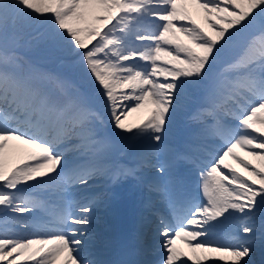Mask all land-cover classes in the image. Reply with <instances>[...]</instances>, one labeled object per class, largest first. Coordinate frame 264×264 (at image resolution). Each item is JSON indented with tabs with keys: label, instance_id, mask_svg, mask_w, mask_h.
I'll use <instances>...</instances> for the list:
<instances>
[{
	"label": "snow or ice",
	"instance_id": "1",
	"mask_svg": "<svg viewBox=\"0 0 264 264\" xmlns=\"http://www.w3.org/2000/svg\"><path fill=\"white\" fill-rule=\"evenodd\" d=\"M0 264H264V0H0Z\"/></svg>",
	"mask_w": 264,
	"mask_h": 264
},
{
	"label": "rangeland",
	"instance_id": "2",
	"mask_svg": "<svg viewBox=\"0 0 264 264\" xmlns=\"http://www.w3.org/2000/svg\"><path fill=\"white\" fill-rule=\"evenodd\" d=\"M196 21H197V23L201 24L203 27H205V28L207 29V25L204 23L203 14H202V18H201V17H197V20H196ZM132 115H133V114H132ZM140 119H142V116H141V118H137V119L133 118L132 116L129 117V121L132 122V123H135V122H137V121L140 120ZM18 162H19L18 159L12 161L13 164L18 163ZM233 163H234V166H235V167H239V165H236L235 162H233ZM253 163H254V164H258L259 162H258V161H254ZM148 175H149V176H148ZM147 177L150 178V174L146 173V174H145V178H147ZM148 178H147V179H148ZM257 259H259V257H257Z\"/></svg>",
	"mask_w": 264,
	"mask_h": 264
},
{
	"label": "bare ground",
	"instance_id": "3",
	"mask_svg": "<svg viewBox=\"0 0 264 264\" xmlns=\"http://www.w3.org/2000/svg\"><path fill=\"white\" fill-rule=\"evenodd\" d=\"M191 10V9H190ZM195 17L197 18V17H201L202 18V13H200L199 15H194V19H195ZM132 117L133 118H135V119H137V118H141V114H136V113H134L133 115H132Z\"/></svg>",
	"mask_w": 264,
	"mask_h": 264
}]
</instances>
